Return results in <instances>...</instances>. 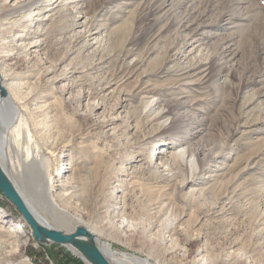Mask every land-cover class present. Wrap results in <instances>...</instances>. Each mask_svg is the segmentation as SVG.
I'll return each instance as SVG.
<instances>
[{
  "label": "rangeland",
  "instance_id": "rangeland-1",
  "mask_svg": "<svg viewBox=\"0 0 264 264\" xmlns=\"http://www.w3.org/2000/svg\"><path fill=\"white\" fill-rule=\"evenodd\" d=\"M61 16L41 23L35 53L0 32V67L28 83L27 104L45 105L19 110L12 139L24 146L28 129L61 209L126 264H264V0H78ZM150 90L165 110L179 104L164 123L147 118ZM45 111L52 122L36 127ZM165 141L194 157L153 171L150 155ZM63 161L86 208L56 196ZM129 177L138 186L119 183ZM159 203L160 226L150 214ZM0 209L25 231L12 264H56L50 254L86 264L68 247L34 241L1 192Z\"/></svg>",
  "mask_w": 264,
  "mask_h": 264
},
{
  "label": "bare ground",
  "instance_id": "bare-ground-1",
  "mask_svg": "<svg viewBox=\"0 0 264 264\" xmlns=\"http://www.w3.org/2000/svg\"><path fill=\"white\" fill-rule=\"evenodd\" d=\"M77 2L78 0H0V32L9 30L11 35L7 37V39H9L13 47H19L21 51L28 49L30 52L35 53L43 44V39H40L43 31L41 23L49 21V19H52L54 16L62 17L61 15L67 13V11H72ZM48 12L52 13L45 15ZM75 25H78V23ZM32 28L34 30H32ZM6 44V39L4 40V38L0 36V54L3 53L5 55L2 49H4ZM3 68L0 67V84L7 92V97L0 98V165L2 169L12 181L14 188L36 219L47 227L61 231L46 219V216L42 213L43 209L54 222L58 223L59 227L73 229L70 231L67 230V234H71L74 232L75 228L85 225L91 231L89 232L87 230L94 237V241L102 255L110 264H126L128 261L125 256H123L125 257L124 259L117 260L114 257L115 253L111 247L100 242L98 238L93 235L96 233L94 227H88L85 222L74 218L71 214L61 209V205L56 201L59 199H56L53 195L54 187H52V176L46 169L47 165L44 159L39 156L36 142H32V137L28 129L25 131L24 128L22 129L25 133L24 146L21 147L18 137L13 141L11 135L18 129L15 120L20 116L21 112L19 110L23 112L22 109H24V112L26 111L27 113H37V111L41 112L45 108V105L35 104V99L32 100L33 102L27 104L31 92L27 91L24 86L28 85V83H21L19 81L20 78L10 77L11 74H8ZM197 76H199V73L195 74L192 82L197 79ZM199 80H201L200 77L196 81ZM147 95H149L146 97V99L149 100V103L146 102L148 108L147 118H149L150 121L158 120L160 123H164L169 116L174 115V109L179 107L178 103L172 104L169 106L168 110H165L162 106L159 107V103L157 104V102H155L154 92L152 90H150ZM150 112L151 114H149ZM39 116H41V118H38L39 120L37 119L34 123L36 127L43 124L47 125L53 120V116L50 115L49 111H45ZM22 127L23 125L21 128ZM38 140L42 143L43 147L48 143V140L42 137L41 134L38 136ZM43 140L44 143L42 142ZM62 141L63 140H61V142ZM52 143L53 142L49 143L50 147ZM67 143L66 141L64 146H67ZM161 144V147L155 150L153 155H150L154 166L153 171L155 172L161 173L168 170L171 163L178 164L179 162H177V160L182 159L183 155H187V157L190 158L194 157V151H185L182 147L173 149L171 146L172 144L170 145L167 141L161 142ZM68 157L69 153L61 156L63 159H67ZM134 161L135 159L132 158V160L128 162ZM193 161L194 160L190 159L188 163ZM58 170L59 167L56 168L54 174L58 178V180H56V186L61 188V190H59L60 192H58L56 196H59L61 201L66 199L79 201L81 205L86 208L88 198L87 196H83V186L81 188L78 179L74 180L66 175L69 170L68 163L63 161L59 172ZM126 182L128 183L127 187H134V185L138 186L136 181L130 180V177L128 180L119 181L121 185H125ZM123 193H125V191ZM75 205L81 206L78 203H75ZM116 209H119V207L117 206ZM150 210L152 211L150 214L154 220H156V225L160 226L164 220L162 203L158 205L154 204ZM104 211L107 210L105 209ZM125 211H127L126 207L120 210V214L126 217L128 214L126 215ZM123 223L124 219L121 220L120 225ZM77 224H81V226ZM24 236L25 231L23 225L11 221L6 213L0 209V264L13 263L14 259H9L8 254L15 252L16 248L24 245L23 240H21ZM16 242H18L17 245ZM68 248L75 256L83 260L82 256L76 252V250L69 246ZM201 259L202 256L197 258V260ZM139 262L145 264L144 261L139 260Z\"/></svg>",
  "mask_w": 264,
  "mask_h": 264
},
{
  "label": "water",
  "instance_id": "water-1",
  "mask_svg": "<svg viewBox=\"0 0 264 264\" xmlns=\"http://www.w3.org/2000/svg\"><path fill=\"white\" fill-rule=\"evenodd\" d=\"M7 93L0 84V98ZM0 192L13 205L31 230L32 239L40 244H57L71 247L78 252L86 264H110L102 255L94 237L84 228L77 227L71 234L47 227L29 211L0 165Z\"/></svg>",
  "mask_w": 264,
  "mask_h": 264
},
{
  "label": "trees",
  "instance_id": "trees-1",
  "mask_svg": "<svg viewBox=\"0 0 264 264\" xmlns=\"http://www.w3.org/2000/svg\"><path fill=\"white\" fill-rule=\"evenodd\" d=\"M50 257H51V259L54 261V263H56V264H67V262L57 261V260L53 257V255H51V254H50ZM79 264H82V263L79 262Z\"/></svg>",
  "mask_w": 264,
  "mask_h": 264
}]
</instances>
